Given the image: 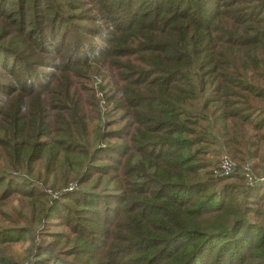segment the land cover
I'll return each instance as SVG.
<instances>
[{"label":"trees","instance_id":"16d2710c","mask_svg":"<svg viewBox=\"0 0 264 264\" xmlns=\"http://www.w3.org/2000/svg\"><path fill=\"white\" fill-rule=\"evenodd\" d=\"M101 71L124 124L88 141ZM1 160L0 215L44 202L0 226V264L50 220L72 238L33 264H264V181L243 177L264 169V0H0ZM40 161L59 198L27 181Z\"/></svg>","mask_w":264,"mask_h":264},{"label":"rangeland","instance_id":"374dc122","mask_svg":"<svg viewBox=\"0 0 264 264\" xmlns=\"http://www.w3.org/2000/svg\"><path fill=\"white\" fill-rule=\"evenodd\" d=\"M86 3H89V2H86ZM83 6L85 7V11L87 12V14L83 10H78V12L80 11L81 13H84L86 16L90 15V16L97 17V16L103 15L102 12L95 7L96 5L94 3L83 5ZM66 12H67V9L65 8L64 13ZM101 27H104V26H101ZM102 76H103V72L101 71L100 74H93L92 76L88 78V80L86 79L81 82L83 83V87L85 85L86 89L91 88L92 92L94 93V96L96 99H95V102L94 100L92 102L96 105L99 115H100V117L98 118L99 121L93 123L91 126H89L90 128H88L87 130L88 134H90V136H88L87 138L88 141L92 139V135L93 136L96 135L94 128L97 125L101 127V133H102V132H107V131H118L124 124V120L121 116L122 115L121 112H117L116 110H113L114 105L107 102L105 99L106 97L104 93L106 91V88H105V81L103 80ZM89 145H91L90 142H89ZM208 151L209 152L206 156V160L209 162L212 161L213 168L218 165V163L221 161L222 158L224 157L229 158L228 154H226L225 152H222V149L220 147L211 146V148ZM11 157L14 158V155L11 154ZM248 163L251 167L257 164L256 161H251V160H249ZM3 167H4V162L1 160L0 168H3ZM43 168H44V162L43 161L37 162L34 165L33 175L30 176L27 181L35 185V187L45 190L46 193L50 197L59 198L60 195H57L55 192L50 190L48 186L52 181L51 178L49 179L48 184L45 183V177L43 174L44 171H42ZM20 173L21 171L15 172L13 174L11 173V174L14 175L15 178H18L22 176L20 175ZM254 173L256 177H264V169L256 168ZM59 176H60L59 171H56L54 173V177L58 179ZM22 178L24 179V176H22ZM111 186H112L111 184L108 185V187H111ZM35 201H40L41 204H43L44 202L43 200L41 202L39 198H37V200H33V199L30 200L26 198L20 199L18 196H12L10 201L7 202V204L4 205L3 207L4 208L2 210L3 214L0 215V226L9 227L15 224H19L18 222L19 212L21 213L23 212L25 217L29 216L27 219L30 220V211H31L30 204ZM50 222L51 224L46 223L41 229H38L37 231H36L37 228L34 229L33 232L35 233H30V235L28 236L26 240L17 242L15 244H11L10 246L6 248L3 247L2 252L6 256H9V257L11 256L12 259H14L16 262L20 264H33L35 260L33 256V253H34L33 248H35V246H38V245H42V246L47 245L49 248L54 247L53 250L55 252H61L60 250H64L65 248H67L65 245H69V244H65L64 239L67 237L72 238V234L69 230L62 228L61 225L59 224L60 222L57 223V221L54 222L53 220H50ZM39 232H41V234L43 235L42 236L38 235L37 238H35L32 241V237H34V235H36Z\"/></svg>","mask_w":264,"mask_h":264},{"label":"built area","instance_id":"2783aa9c","mask_svg":"<svg viewBox=\"0 0 264 264\" xmlns=\"http://www.w3.org/2000/svg\"><path fill=\"white\" fill-rule=\"evenodd\" d=\"M237 165L236 163L228 158L224 157L221 159V161L218 163L216 167L213 168V175L217 178H225L230 176L236 171ZM243 177L245 179V182L247 185H252L255 182H261L264 181V177H256L250 168L249 164H246L243 169Z\"/></svg>","mask_w":264,"mask_h":264}]
</instances>
